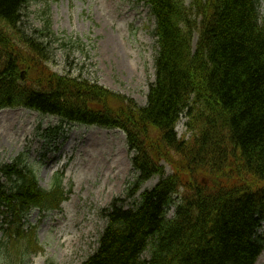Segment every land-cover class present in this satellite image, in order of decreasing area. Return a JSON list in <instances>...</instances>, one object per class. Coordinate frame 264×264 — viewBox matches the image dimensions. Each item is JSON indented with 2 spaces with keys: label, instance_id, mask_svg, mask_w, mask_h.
<instances>
[{
  "label": "trees",
  "instance_id": "16d2710c",
  "mask_svg": "<svg viewBox=\"0 0 264 264\" xmlns=\"http://www.w3.org/2000/svg\"><path fill=\"white\" fill-rule=\"evenodd\" d=\"M140 1L155 18L158 48L146 106L52 71L59 38L51 20L30 33L23 26L30 0H0V110L25 107L63 122L126 132L137 178L102 211L106 227L83 264H256L264 252L260 0H192L190 8L184 0ZM111 97L122 104L113 108ZM182 116L189 139L176 132ZM162 161L172 175L166 176ZM0 172L7 180L0 181V202L13 216L6 234L27 256L40 247L22 220L32 209L60 207L67 198L63 175L45 189L20 161ZM156 176L155 187L137 197ZM129 200L134 203L127 208Z\"/></svg>",
  "mask_w": 264,
  "mask_h": 264
},
{
  "label": "rangeland",
  "instance_id": "374dc122",
  "mask_svg": "<svg viewBox=\"0 0 264 264\" xmlns=\"http://www.w3.org/2000/svg\"><path fill=\"white\" fill-rule=\"evenodd\" d=\"M191 7L192 0H184ZM23 26L33 32L42 29L47 19L59 38L53 45L50 69L59 75L82 77L97 82L115 94L147 104L149 86L155 81L157 38L155 20L146 3L140 0H30L24 11ZM264 18V0H260ZM115 45H109V39ZM197 40V33L194 36ZM124 63V64H123ZM121 101L109 99L117 108ZM187 119L177 125L178 137L189 139ZM60 127V133L54 129ZM126 134L76 123H62L26 108L0 112V167L21 159L37 175L39 184L49 189L55 173L64 172L67 199L61 210L42 213L32 210L25 222L36 228L41 252L24 256L18 242L0 248V264H82L93 254L107 221L102 211L115 198L124 197L137 173ZM166 176L174 173L162 161ZM0 180L6 178L0 173ZM160 180L156 176L144 183L137 197L151 190ZM134 203L127 202V208ZM175 209L169 217L174 216ZM0 213V240L5 238L6 218ZM38 249V250H40ZM150 254H144L148 257ZM257 264H264V253Z\"/></svg>",
  "mask_w": 264,
  "mask_h": 264
},
{
  "label": "bare ground",
  "instance_id": "6f19581e",
  "mask_svg": "<svg viewBox=\"0 0 264 264\" xmlns=\"http://www.w3.org/2000/svg\"><path fill=\"white\" fill-rule=\"evenodd\" d=\"M109 45L112 47L113 45H115V39H109ZM116 49H117V46L115 45ZM124 64V63H123Z\"/></svg>",
  "mask_w": 264,
  "mask_h": 264
},
{
  "label": "water",
  "instance_id": "95a60500",
  "mask_svg": "<svg viewBox=\"0 0 264 264\" xmlns=\"http://www.w3.org/2000/svg\"><path fill=\"white\" fill-rule=\"evenodd\" d=\"M23 77H24V75H23Z\"/></svg>",
  "mask_w": 264,
  "mask_h": 264
}]
</instances>
